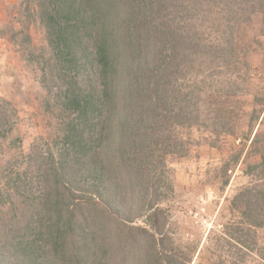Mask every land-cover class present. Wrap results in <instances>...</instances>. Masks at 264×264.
I'll use <instances>...</instances> for the list:
<instances>
[{
    "label": "trees",
    "instance_id": "1",
    "mask_svg": "<svg viewBox=\"0 0 264 264\" xmlns=\"http://www.w3.org/2000/svg\"><path fill=\"white\" fill-rule=\"evenodd\" d=\"M23 1L38 5L58 71L71 79L55 101L71 119L39 196L24 191L17 162L0 160V264H54L70 246L68 264H192L160 207L171 189L166 158L183 151V129L229 133L232 112L215 104L253 84L247 54L263 48L264 0ZM222 70L227 88L210 79ZM256 87L253 119L264 111ZM260 158L250 167L258 178L230 202L234 219L208 239L213 264H264V150ZM19 189L36 212L7 217Z\"/></svg>",
    "mask_w": 264,
    "mask_h": 264
},
{
    "label": "rangeland",
    "instance_id": "2",
    "mask_svg": "<svg viewBox=\"0 0 264 264\" xmlns=\"http://www.w3.org/2000/svg\"><path fill=\"white\" fill-rule=\"evenodd\" d=\"M37 6L32 1L0 0V131L12 129L6 134V140L0 141V155L4 154L0 160L2 166L8 161L17 162L15 165L23 173L20 179L24 182V191H34L35 196H39L43 186L39 174L46 171L45 167H51L50 158L59 154L63 123L71 119L70 112L64 113L55 102L60 85L71 79L58 71L45 28L37 17ZM260 41L263 48H256L250 56L247 54L251 73L254 72L247 94L221 99L215 104L232 112L228 114L231 115L229 133L217 136L198 125L183 129L180 131L183 151L166 158L171 189L160 207L169 214L168 225L175 243L193 252L192 264L217 263L219 258L214 253L211 255L210 251L215 250L208 246V239L234 219L229 207L237 190L258 178L253 176L257 171L250 167L261 161L260 153L264 150V125L260 124L264 111L259 119L251 118L256 85L264 88V39ZM23 48L28 49L27 53L21 51ZM33 53L42 60L32 61ZM244 53L239 51V59L245 58ZM220 72L210 79L229 87L225 72ZM215 105L210 106L212 114ZM210 113L199 117V122L213 118ZM255 135L258 141L252 145ZM19 152L23 153L20 157ZM18 191L21 193L15 201L18 211L7 209V217L12 213L36 212L26 207L24 191ZM95 229L101 230L98 226ZM79 250L86 247L81 246ZM69 251L71 246L56 256L54 264H68ZM248 261L257 264L256 258Z\"/></svg>",
    "mask_w": 264,
    "mask_h": 264
},
{
    "label": "built area",
    "instance_id": "3",
    "mask_svg": "<svg viewBox=\"0 0 264 264\" xmlns=\"http://www.w3.org/2000/svg\"><path fill=\"white\" fill-rule=\"evenodd\" d=\"M208 197V194H207V196L206 197H202V199L204 200V198H207Z\"/></svg>",
    "mask_w": 264,
    "mask_h": 264
}]
</instances>
